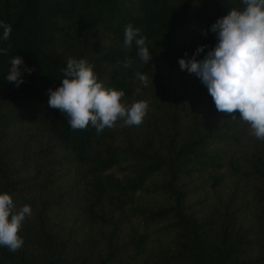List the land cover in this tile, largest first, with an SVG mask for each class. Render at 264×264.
Here are the masks:
<instances>
[{"label": "trees", "instance_id": "1", "mask_svg": "<svg viewBox=\"0 0 264 264\" xmlns=\"http://www.w3.org/2000/svg\"><path fill=\"white\" fill-rule=\"evenodd\" d=\"M243 7L0 0V21L12 28L6 41L0 29V194L14 211L32 210L22 247H0V264H264V141L238 112H218L178 64L201 45L203 58L216 43L210 26ZM128 24L146 39L148 65L134 42L123 45ZM15 55L34 69L18 87L5 79ZM69 58L93 65L105 88L125 93L122 103L146 101L143 123L72 130L48 105Z\"/></svg>", "mask_w": 264, "mask_h": 264}, {"label": "clouds", "instance_id": "2", "mask_svg": "<svg viewBox=\"0 0 264 264\" xmlns=\"http://www.w3.org/2000/svg\"><path fill=\"white\" fill-rule=\"evenodd\" d=\"M242 4V10L233 8L210 26L216 43L203 58L196 57L204 52L205 45L198 46L190 58H178V64L181 70L200 79L218 112L233 118L238 112L240 119L250 126L251 134L264 141V0H242ZM0 29L2 39L8 40L11 25L0 21ZM139 33V28L128 24L123 45L131 48L134 42L142 64L148 65L151 54L145 46L146 39ZM7 52V48H0V53ZM130 66L131 60H126L123 67ZM93 69L85 59L69 58L61 69L60 85L55 90L48 89L49 107L67 116L72 130L91 125L99 135L106 128H114L118 121H123L122 126H140L147 115L148 103L143 100L131 105L122 103L125 93L105 88ZM25 71L30 74L34 69L25 66L23 58L15 55L5 79L18 87L24 82ZM136 75L143 86L152 85V76L149 80L146 74ZM14 208L11 196L0 194V247L11 252L22 247L24 241L18 232L32 211L29 205L18 212Z\"/></svg>", "mask_w": 264, "mask_h": 264}]
</instances>
